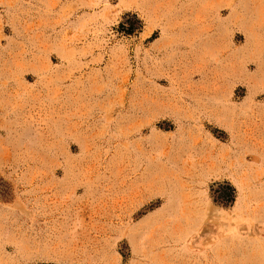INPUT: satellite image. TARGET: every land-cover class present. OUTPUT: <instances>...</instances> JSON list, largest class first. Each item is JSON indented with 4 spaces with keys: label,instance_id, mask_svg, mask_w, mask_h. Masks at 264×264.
<instances>
[{
    "label": "rangeland",
    "instance_id": "374dc122",
    "mask_svg": "<svg viewBox=\"0 0 264 264\" xmlns=\"http://www.w3.org/2000/svg\"><path fill=\"white\" fill-rule=\"evenodd\" d=\"M0 264H264V0H0Z\"/></svg>",
    "mask_w": 264,
    "mask_h": 264
},
{
    "label": "trees",
    "instance_id": "16d2710c",
    "mask_svg": "<svg viewBox=\"0 0 264 264\" xmlns=\"http://www.w3.org/2000/svg\"><path fill=\"white\" fill-rule=\"evenodd\" d=\"M6 199V198H5Z\"/></svg>",
    "mask_w": 264,
    "mask_h": 264
}]
</instances>
